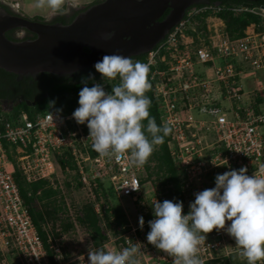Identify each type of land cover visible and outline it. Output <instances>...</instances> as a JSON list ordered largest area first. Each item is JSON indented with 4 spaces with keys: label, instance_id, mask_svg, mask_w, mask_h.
<instances>
[{
    "label": "built area",
    "instance_id": "built-area-1",
    "mask_svg": "<svg viewBox=\"0 0 264 264\" xmlns=\"http://www.w3.org/2000/svg\"><path fill=\"white\" fill-rule=\"evenodd\" d=\"M223 8L235 14L250 12L259 16V27L262 28L250 23L242 36L231 37L221 29L222 20L214 15ZM205 12L209 14L207 29L212 32L206 41L199 37V43L195 44L189 30L195 31L194 25L199 24L197 17ZM214 20H220L218 26H214ZM185 37L187 40L184 41ZM263 50L264 6L225 7L220 3H206L189 8L166 36L147 52L144 63L154 66L150 73L154 96L158 98L162 123L172 129L167 146L183 170L184 187L194 185L198 192L202 191L212 176L242 166L247 168L249 176L262 175L264 109L256 113L251 105L242 102H251L249 97V101L245 100L246 94L264 98ZM159 63L163 65L160 67ZM249 79L253 80V85L245 90L248 87L245 81ZM97 83H101L105 91H111L108 81L102 79ZM224 100L229 106L222 105ZM56 109L53 106L33 119L23 112L15 122L0 113V264H52L23 205L14 177L15 169L28 183L49 180L59 165L57 158H68L65 152L69 151L76 162L78 181L82 185H93L95 193L100 183L106 182L117 196L136 199L141 193L139 174L143 167L130 166L127 155L119 162L101 157L97 152L92 156L87 123H76L72 117L75 109L66 113L60 111L58 118L53 120L51 112ZM196 109L200 114L209 115L210 119H196L193 114ZM225 160L227 164H223ZM128 184H138L139 190H133ZM226 229V224L224 229H213L199 245L198 256L204 264L215 259L217 261L210 264H226L224 257L240 253L239 248H228ZM132 232L125 237V242H121V247L113 246L112 249L122 250L137 243L135 229ZM143 233L147 241L148 232ZM48 243L53 261L65 264L67 261L60 245L50 235ZM154 252L149 250V258L142 260V255L137 253L139 264L144 260L148 264L152 258L157 260L154 264H174L173 257L161 250L158 254ZM76 264L86 263L80 260Z\"/></svg>",
    "mask_w": 264,
    "mask_h": 264
},
{
    "label": "clouds",
    "instance_id": "clouds-1",
    "mask_svg": "<svg viewBox=\"0 0 264 264\" xmlns=\"http://www.w3.org/2000/svg\"><path fill=\"white\" fill-rule=\"evenodd\" d=\"M0 5L20 14L19 6L8 0H0ZM34 7L50 9L45 22L51 24L57 15H67L79 5L75 0H35ZM24 34L19 31L17 38L23 39ZM101 35L107 40L113 32ZM94 68L104 81L118 79L119 82L107 92L101 83L87 86L88 80L94 79L91 75L82 79L79 107L72 117L77 124L87 123L92 148L101 157L119 162L127 155L130 166L143 167L172 131L167 123L158 126L149 112L151 100L146 92L151 90L150 64L114 53L104 55ZM60 111L51 112V118H58ZM260 171L262 175L249 176L247 168L242 166L217 174L214 187L194 193L195 199L189 203L187 214L181 201L155 199L152 203L155 218L148 221L147 242L173 257L174 264H204L198 256L199 245L207 233L224 229L226 221H230L226 231L234 238L247 264L264 261V165ZM127 186L139 190L138 184ZM138 219L142 229L144 219L142 216ZM138 252L136 246L122 250L99 247L89 250L88 262L139 264Z\"/></svg>",
    "mask_w": 264,
    "mask_h": 264
},
{
    "label": "trees",
    "instance_id": "trees-1",
    "mask_svg": "<svg viewBox=\"0 0 264 264\" xmlns=\"http://www.w3.org/2000/svg\"><path fill=\"white\" fill-rule=\"evenodd\" d=\"M98 1L100 0H94L90 4ZM219 2L225 7L231 5L257 6L258 4H260L259 2H247L246 0H219ZM90 4L86 5L82 9L86 8ZM4 7L10 11V8L6 6ZM78 12L79 10L73 11V14L68 18H66L65 15H57L53 21H71V19ZM208 15L209 14L205 12L201 16H198L197 19L199 20V24L194 25L195 31L189 30V34L193 36L195 44L199 43V37L205 39L206 41L207 35L212 32L207 29L206 17ZM214 15L218 16V18L222 20L223 26L221 29L226 31L231 37L242 36L244 34V29L250 23H255V25H258V29L262 28L261 26L259 27L261 21L259 16L250 12L235 14L227 8H223L222 10L214 13ZM6 36L12 39L7 35V33ZM146 57L147 53L132 56L133 60H139L143 63L146 61ZM162 65L163 63H159L160 67ZM153 68L154 66H150L148 78L151 83V90L146 92V95L151 100V106L149 109L150 115L152 117H155L157 125L161 126L163 123L160 118L161 112L158 107V98L154 96V81H151L150 79V73ZM89 75L94 77V79L88 80L87 86L89 87L93 86V81H96L95 83H97L102 80L101 74L98 73L94 67H90L68 77L57 76L55 74L43 72L38 75L37 79H34L30 76H24L18 78V80H16L17 76L15 74L0 68V113H2L7 120L15 122L17 119H19L20 115L23 112L27 113L30 119H33L36 114L45 113L53 106L61 109V112L63 113L71 112L77 106H79L78 93L84 86L81 81L82 79H87ZM118 82V79L108 81L109 87L111 88V85L117 84ZM249 88L250 87H246L245 90ZM254 98L255 100L253 101L256 102L257 100V104H254V107L252 105V107L257 113L261 111L259 110L260 108L258 107V104L261 103L264 107V98L260 96H254ZM50 102L54 103L50 104ZM144 123L146 124L147 121L145 120ZM169 138L170 134L164 137L163 144L156 147L155 151L149 157L148 162L143 166V168L146 170L149 169L150 160L156 161V172L162 175V183H169L172 185V188L169 189V193H173L175 195V198L172 199V201H181L183 203L187 200L186 198L188 195H190V193H193L195 191L198 192V188L194 185L189 188L184 187L185 176L183 174V170L179 163L173 159L167 146V141L169 140ZM95 153L96 152L93 150V148H91L90 154L93 156ZM65 154L68 155V158H57L61 169L64 170L66 167H68L69 169H73V171L74 169L76 170V162L75 160H73V156L71 155V153L69 151H66ZM75 175L78 178V174L75 173ZM14 177L20 190L23 205L27 209L34 225L38 230L42 242L47 249L51 262L52 264H57V262L53 261L52 259V250L49 249L48 243L49 233L45 228V225L48 223V221L55 222L57 219H60V203H62L63 205L64 202L61 199L59 190L52 186L48 179H39L29 183L24 181L18 169H15ZM144 179L145 178L140 177L141 189L144 185ZM211 181L215 183V176L211 177ZM76 184L78 186L82 185V183L78 181V179L76 181ZM67 185H69V182H67ZM107 185L106 183H100L98 190H96V193H102L105 198H108V195H115L113 188L108 189ZM58 195H60L59 203L58 198H56ZM183 211H185L184 214L187 213L186 209ZM115 215H117L116 224L118 227V230L115 232V234L119 236L123 235L121 239L124 241L126 237L125 233L128 232L129 226L123 214H117L115 210ZM75 218L78 223L84 225L87 229H89L93 242L96 246H99L108 239L106 230L104 229L105 225L109 227L111 223L110 215L108 214L107 210H105V214L103 215V217H101V214L98 212V210L95 209L94 203L92 201H89L88 203L81 206ZM151 219L152 215H146V228L144 230L146 232L150 231L148 221ZM67 226L71 227L72 223L67 222ZM208 234L209 233H207L206 235ZM57 235L58 233L56 232L55 236ZM146 243L148 245V248H151L155 251L158 250L148 242ZM64 255L65 257H67L66 254ZM224 259L226 264H239V262L235 258V255H229V257L226 256L224 257ZM215 261H217V259L206 261L205 264H210ZM258 264H264V261H260L258 262Z\"/></svg>",
    "mask_w": 264,
    "mask_h": 264
},
{
    "label": "water",
    "instance_id": "water-1",
    "mask_svg": "<svg viewBox=\"0 0 264 264\" xmlns=\"http://www.w3.org/2000/svg\"><path fill=\"white\" fill-rule=\"evenodd\" d=\"M208 0H100L80 10L68 23L30 19L0 5V68L17 77L38 78V73L68 77L79 73L106 54L137 56L160 42L192 4ZM219 4V3H217ZM167 15L159 20L164 11ZM34 34L10 39L6 32ZM113 32L110 39L102 33Z\"/></svg>",
    "mask_w": 264,
    "mask_h": 264
},
{
    "label": "rangeland",
    "instance_id": "rangeland-1",
    "mask_svg": "<svg viewBox=\"0 0 264 264\" xmlns=\"http://www.w3.org/2000/svg\"><path fill=\"white\" fill-rule=\"evenodd\" d=\"M93 1L94 0H75V2L79 5V8L85 7ZM24 2L28 4L26 7H31V12L25 14L22 9H20V13H23L30 18H38L39 20H43L48 15H50V9H36L34 7L35 0H24ZM219 23L220 20H214V26H218ZM185 40H187V37L184 38V41ZM252 81V79H249L245 81V84L252 87ZM95 82L96 81H93V84ZM245 97L246 101H249V97L252 102H243V105L247 103L248 106L253 105L254 107V104H257V100L256 102L253 101L255 100V98L254 96H252V94H246ZM222 105L229 106V103L224 100L222 102ZM258 107L260 108L259 110L264 109L263 104L261 103L258 104ZM193 114L195 115L196 119L199 120L210 119L209 115L200 114L197 109L196 111H193ZM155 166L156 161L150 160L149 169L146 170L143 168L141 170L139 176L145 178L144 185L140 195L137 196L136 199H134L133 197H122L117 196L116 194L108 195V198H105L102 193L99 195V193L94 192L93 185L84 184L78 186L76 184L77 177L75 175L77 171L75 169L73 171V169H69L68 167L62 170L60 165H58L56 173L51 176L52 179L50 178L49 181L51 182L52 186L59 190V194L61 195V199L64 204L62 205V203H60V219H57L55 222L48 221V223L45 225V228L48 230L50 238L53 239L57 244H59L63 254H66L67 257H65V261H67V264H76L80 260L82 262H85L86 264H89L88 252L89 250H93L95 248L105 247L106 249H112L113 246H115V248L121 247L120 244L121 242H125V239L123 241L121 239L123 235L119 236L115 234V232L118 230L116 224L117 215H115V210L117 214L124 215L125 220L129 226L128 232L125 233L126 236H130V234L133 233L132 231L135 229L136 236L138 237V242H134L132 246H136L139 249L138 253L142 255L140 256V259L142 260L143 258H149V250L151 249L147 250L148 245L143 233L146 228V215L150 214L152 215V217H154L152 203L155 201V199L159 202H163L165 199L172 200L175 198V195L173 193H169V189L172 188V185L169 183H162V175L156 172ZM67 182H69V185H67ZM107 184L108 183L106 182V185ZM214 186L215 183L211 181L206 186V189L212 188ZM107 188L112 189L110 184L107 185ZM194 193H196V191L190 193L191 197L190 195H188L186 198L187 200L183 202V210L186 209L187 212L189 211V203L194 201L195 199ZM60 195L56 197L58 198V203L60 200ZM89 201H92L94 203L95 209L98 210V212L101 214V217H103V215L105 214V210H107L108 214L110 215V226H104L108 239L99 246H96L93 242L89 229H87L84 225L78 223L75 218L81 206L88 203ZM141 216L144 219V225L142 229L139 226L138 219ZM67 222H71L72 226H67ZM230 223V221H226V228ZM56 232L58 233L57 236H55ZM226 239L227 243L229 242V249L239 248L238 246H236L234 238L231 237L228 233ZM132 240L134 239H131L130 241ZM156 252L158 254L159 249L156 250ZM156 252L154 253L156 254ZM220 253L221 251L219 252V254ZM239 254L237 252L229 255H235V258L237 259L239 264H247L246 259ZM144 262L145 260L143 261V264H146ZM147 262L148 264H154L155 262H157V260H154L152 258Z\"/></svg>",
    "mask_w": 264,
    "mask_h": 264
},
{
    "label": "flooded vegetation",
    "instance_id": "flooded-vegetation-1",
    "mask_svg": "<svg viewBox=\"0 0 264 264\" xmlns=\"http://www.w3.org/2000/svg\"><path fill=\"white\" fill-rule=\"evenodd\" d=\"M247 2H259L260 4H258L259 6H264V0H246ZM208 3H213V4H217V3H220L219 2V0H208ZM221 4V3H220ZM196 5H198V4H192V5H190L189 7H187L186 8V10H185V12L189 9V8H191V7H193V6H196ZM83 7H77V8H75V9H73L69 14H67V15H65V17L66 18H68V17H70L72 14H73V11H75V10H81ZM10 11L11 12H13L11 9H10ZM169 12V8H167L165 11H164V13H163V15L159 18V20H161V19H163L166 15H167V13ZM21 14H23V13H21ZM24 16H26L25 14H23ZM26 17H28V18H30L29 16H26ZM56 18V17H55ZM54 18V19H55ZM30 19H38V18H35V17H33V18H30ZM53 19V20H54ZM39 20V19H38ZM43 20H45V19H43ZM42 21V20H41ZM54 22H62V21H60V20H57V21H52V23H54ZM69 21L68 20H65V22H62V23H68ZM19 31H23L25 34H24V38L25 37H32V36H34V34L33 33H31V32H29V31H27V30H22V29H19V28H15V29H12V30H8L6 33H7V35L9 36V37H11L12 39H16L17 38V33L19 32ZM16 80H18V78H16Z\"/></svg>",
    "mask_w": 264,
    "mask_h": 264
},
{
    "label": "crops",
    "instance_id": "crops-1",
    "mask_svg": "<svg viewBox=\"0 0 264 264\" xmlns=\"http://www.w3.org/2000/svg\"><path fill=\"white\" fill-rule=\"evenodd\" d=\"M8 2L10 4H15V5H18L20 9H22V11L25 13V14H28L31 12V7H26L28 4H26V2H24V0H17V1H14V0H8ZM30 5V4H29ZM23 6V7H22ZM31 6V5H30ZM251 85H253V82L251 83ZM248 86V85H246ZM250 87V86H248ZM251 88V87H250ZM243 103V102H242Z\"/></svg>",
    "mask_w": 264,
    "mask_h": 264
}]
</instances>
